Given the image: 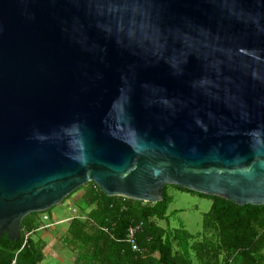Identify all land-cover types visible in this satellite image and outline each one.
<instances>
[{"label": "water", "instance_id": "1", "mask_svg": "<svg viewBox=\"0 0 264 264\" xmlns=\"http://www.w3.org/2000/svg\"><path fill=\"white\" fill-rule=\"evenodd\" d=\"M88 182L264 205V0H0V236Z\"/></svg>", "mask_w": 264, "mask_h": 264}, {"label": "trees", "instance_id": "2", "mask_svg": "<svg viewBox=\"0 0 264 264\" xmlns=\"http://www.w3.org/2000/svg\"><path fill=\"white\" fill-rule=\"evenodd\" d=\"M167 188L210 200L197 238L182 227L169 230L157 225V221H166L171 202ZM75 191L81 193L77 213L62 236L73 254L71 264H264V205L238 206L174 185H165V197L156 203L108 197L92 182ZM37 215L30 213L21 220L16 241L0 236V264L12 260L39 264L42 245L28 237L39 226ZM134 224H140L134 236L140 252H133L124 238L126 228Z\"/></svg>", "mask_w": 264, "mask_h": 264}, {"label": "rangeland", "instance_id": "3", "mask_svg": "<svg viewBox=\"0 0 264 264\" xmlns=\"http://www.w3.org/2000/svg\"><path fill=\"white\" fill-rule=\"evenodd\" d=\"M166 193L171 198V202L168 204L165 213L166 221H157V225L169 230L182 227L186 232L197 238L201 231V216L209 210L210 200L173 188H167ZM79 198L80 191L71 193L61 203L45 211L46 220H39L44 226H51L49 229H46L48 230L46 235H50L53 239L54 246L51 248V251L57 252L60 256L59 261L57 259H51L48 256L43 259L41 264L70 263L69 258L72 252L63 242L58 240L57 235L66 228L67 221L77 213ZM51 218H54V220ZM50 223L53 224L50 225ZM36 235L33 234V237ZM44 242L48 245L50 240L46 237L44 238Z\"/></svg>", "mask_w": 264, "mask_h": 264}, {"label": "crops", "instance_id": "4", "mask_svg": "<svg viewBox=\"0 0 264 264\" xmlns=\"http://www.w3.org/2000/svg\"><path fill=\"white\" fill-rule=\"evenodd\" d=\"M44 213H38V215L36 216V218L38 219V222H39L40 219H43V220L47 219V217L45 216ZM72 217H74V216H72ZM51 219L54 220V218H51ZM66 220H68V219H66ZM69 220L67 222H69ZM53 223H50V225L53 224ZM50 227L49 226H44L42 223L39 222L38 228L35 231L31 232L29 234V236H28L30 240L37 241L40 245H42V251H41L42 257H41V261L39 262V264H41L43 259H45L48 256H50L51 259H57L58 261L60 260V256L58 255V253L51 251V248L54 246L52 237H50V235H46V233H48V230H46V229H49ZM65 229L61 233H59L57 235L58 240L61 241V242H62V236H63V234L65 232ZM33 234L34 235L37 234V235L33 237ZM46 237L50 240V243L48 245L45 244V242H44V238H46ZM72 260H73V254L69 258V262H70L69 264H71Z\"/></svg>", "mask_w": 264, "mask_h": 264}, {"label": "built area", "instance_id": "5", "mask_svg": "<svg viewBox=\"0 0 264 264\" xmlns=\"http://www.w3.org/2000/svg\"><path fill=\"white\" fill-rule=\"evenodd\" d=\"M140 229V224H134V225H131V226H128L126 228V231H125V242L130 246V249L133 251V252H140L139 248L137 247V245L135 244V239H134V236L135 234L139 231ZM26 234L24 235V240H23V243H22V246L25 242V238H26ZM10 264H16L14 260H12L10 262Z\"/></svg>", "mask_w": 264, "mask_h": 264}]
</instances>
